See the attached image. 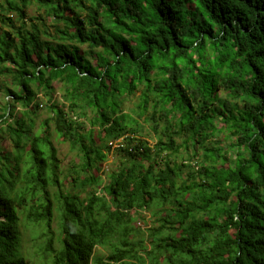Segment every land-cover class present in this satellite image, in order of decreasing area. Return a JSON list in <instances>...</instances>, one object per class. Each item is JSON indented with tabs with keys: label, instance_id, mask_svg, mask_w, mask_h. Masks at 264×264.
Segmentation results:
<instances>
[{
	"label": "trees",
	"instance_id": "1",
	"mask_svg": "<svg viewBox=\"0 0 264 264\" xmlns=\"http://www.w3.org/2000/svg\"><path fill=\"white\" fill-rule=\"evenodd\" d=\"M0 25V264H264V0H3Z\"/></svg>",
	"mask_w": 264,
	"mask_h": 264
},
{
	"label": "rangeland",
	"instance_id": "2",
	"mask_svg": "<svg viewBox=\"0 0 264 264\" xmlns=\"http://www.w3.org/2000/svg\"><path fill=\"white\" fill-rule=\"evenodd\" d=\"M3 0H0L2 2ZM26 13H27V24L30 22H38L39 20L35 19L36 16L42 15L44 16V12L42 9L38 8L37 4L32 3L26 8ZM8 16L12 18L13 22L18 25V18L14 13H8ZM32 17L34 18L32 21H29V18ZM44 21L45 24L49 27L51 30L52 24H54L53 18H47L44 16ZM8 30L9 27L7 25H0V33L2 30ZM0 82L7 84L9 87H14L12 83V79L10 75H0ZM138 93V92H137ZM137 93L132 95L131 97L127 98L124 102V110H127L128 107L133 106V103L137 100ZM5 95L6 93L4 92L3 89H0V105L4 104L5 101ZM38 101H41L42 103H45V98L42 97L41 93H38ZM55 97H59V91L55 93ZM49 115V111L45 106L39 107L37 114L32 115L34 118V129L40 130V125L43 122V120ZM147 125V124H146ZM50 132L52 135V141L54 145L57 148L58 151V157L60 158V164L62 167H67L71 158V155H73V152L70 151V147L68 143L63 140L61 137H58L54 131H52L51 126H50ZM147 127H144V131H147ZM5 137V136H4ZM145 138L149 139V143L153 142V139H151L147 134L144 135ZM219 138H223V134L219 133L218 135ZM119 140V139H118ZM226 142V140H223ZM113 142V141H112ZM0 146L3 149H10V144L6 139H1L0 138ZM117 146H112L107 152L105 160L102 162V168L104 172L110 171L114 169L117 165V163H120V160L123 159V155L120 153V151L113 150ZM185 156V153H180L177 157V160L180 161L181 158ZM101 178L105 180L106 175L101 172ZM130 215H133V221H132V226L135 228H139L141 230V233L143 234V238L145 239L146 235V229L147 227H150V225L156 224L155 218L152 216L150 210L148 209H140L139 211H134L133 209L130 211ZM140 233V234H141ZM103 248L100 246L95 247V253L100 254L102 252Z\"/></svg>",
	"mask_w": 264,
	"mask_h": 264
},
{
	"label": "built area",
	"instance_id": "3",
	"mask_svg": "<svg viewBox=\"0 0 264 264\" xmlns=\"http://www.w3.org/2000/svg\"><path fill=\"white\" fill-rule=\"evenodd\" d=\"M6 99V98H5ZM3 105H0V114L2 113V110H1V107ZM0 122H1V118H0ZM119 140H115V141H110L109 143L112 145V146H119L120 144L118 143Z\"/></svg>",
	"mask_w": 264,
	"mask_h": 264
},
{
	"label": "bare ground",
	"instance_id": "4",
	"mask_svg": "<svg viewBox=\"0 0 264 264\" xmlns=\"http://www.w3.org/2000/svg\"><path fill=\"white\" fill-rule=\"evenodd\" d=\"M119 139V141H118V143L121 145V138H117V139H115V140H118ZM115 140H113V141H115ZM110 144V143H109ZM111 145V144H110ZM119 145V146H120Z\"/></svg>",
	"mask_w": 264,
	"mask_h": 264
}]
</instances>
